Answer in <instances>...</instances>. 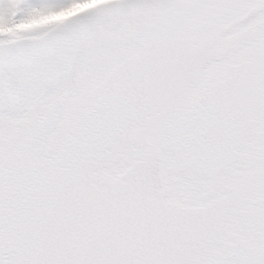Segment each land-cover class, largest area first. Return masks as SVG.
<instances>
[{
	"label": "water",
	"instance_id": "95a60500",
	"mask_svg": "<svg viewBox=\"0 0 264 264\" xmlns=\"http://www.w3.org/2000/svg\"><path fill=\"white\" fill-rule=\"evenodd\" d=\"M32 117H0V264H264V0H160Z\"/></svg>",
	"mask_w": 264,
	"mask_h": 264
},
{
	"label": "flooded vegetation",
	"instance_id": "af4514ba",
	"mask_svg": "<svg viewBox=\"0 0 264 264\" xmlns=\"http://www.w3.org/2000/svg\"><path fill=\"white\" fill-rule=\"evenodd\" d=\"M159 1L81 0L62 15L32 10L30 16L19 19L14 11L1 20L0 117H32L74 84L72 73H80L82 66L87 71L100 56L103 45L92 46L99 30L93 27L119 20L112 30L122 36L132 21L145 18Z\"/></svg>",
	"mask_w": 264,
	"mask_h": 264
},
{
	"label": "rangeland",
	"instance_id": "374dc122",
	"mask_svg": "<svg viewBox=\"0 0 264 264\" xmlns=\"http://www.w3.org/2000/svg\"><path fill=\"white\" fill-rule=\"evenodd\" d=\"M79 1L81 0H0V22L14 13V11L17 12L19 19L30 16L32 10H36L41 15L53 11L62 15L78 6L76 3ZM69 4L73 5L70 6ZM1 27L2 25H0Z\"/></svg>",
	"mask_w": 264,
	"mask_h": 264
}]
</instances>
